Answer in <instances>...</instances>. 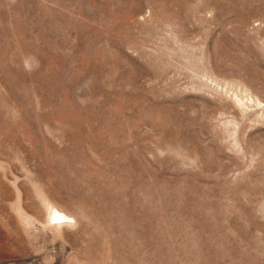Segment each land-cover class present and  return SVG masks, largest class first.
<instances>
[{
  "label": "rangeland",
  "instance_id": "374dc122",
  "mask_svg": "<svg viewBox=\"0 0 264 264\" xmlns=\"http://www.w3.org/2000/svg\"><path fill=\"white\" fill-rule=\"evenodd\" d=\"M0 264H264V0H0Z\"/></svg>",
  "mask_w": 264,
  "mask_h": 264
},
{
  "label": "bare ground",
  "instance_id": "6f19581e",
  "mask_svg": "<svg viewBox=\"0 0 264 264\" xmlns=\"http://www.w3.org/2000/svg\"><path fill=\"white\" fill-rule=\"evenodd\" d=\"M53 218L56 220H58V219H65V218H67L66 216H64L63 214H61V213H59V212H57V211H55L54 212V215H53Z\"/></svg>",
  "mask_w": 264,
  "mask_h": 264
}]
</instances>
